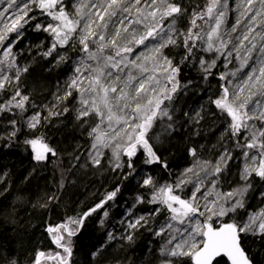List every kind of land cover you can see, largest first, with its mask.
I'll return each instance as SVG.
<instances>
[{
    "label": "snow or ice",
    "instance_id": "obj_1",
    "mask_svg": "<svg viewBox=\"0 0 264 264\" xmlns=\"http://www.w3.org/2000/svg\"><path fill=\"white\" fill-rule=\"evenodd\" d=\"M232 2L207 0L199 12L192 11L187 30L182 31L177 22L188 14V9L180 0H0L3 6L0 7V93L7 94L12 89L8 99L0 98V113L13 109L23 113L33 106L30 96L23 94L19 87L22 74L29 69L17 63L18 52L13 48L23 38L25 25L36 20L35 13L39 11L53 21L35 24L36 30L49 32L54 37L44 56H52L58 48L75 50L77 44L79 52L84 53L67 82L65 94L57 99L66 100L75 90L80 104L77 118L84 124L95 119V126L90 125L88 132L94 150L89 153V159L97 166L107 149L116 169L123 167L122 157L131 169L133 158L141 153L146 157L145 164L161 163L166 168L167 164L154 147L158 137L151 133L164 119L169 121L166 130L172 129L175 109L171 102L181 88L178 79L181 65L195 60L205 73L202 78L206 79L213 75L212 70L221 57L226 65L233 59L239 60L234 71L220 73L219 79L226 83L221 85L217 98L210 100L230 118L226 132L241 149L243 183L227 192L218 189L219 176L233 159L228 149L215 164L199 161L186 169L175 183L157 184L148 175L143 186L151 188V195L147 201L143 196L137 197L136 203L157 207L147 215L128 220L127 228L139 230L156 216L166 214L165 222L153 231L164 241L159 249L160 264H180L184 258L191 264H225V261L253 264L244 241L249 236L264 239V209L249 213L246 219L236 218L237 211L245 208L251 178L255 175L264 180V0H239L235 4L238 15L229 28L225 26ZM141 46L143 51L138 52ZM171 48L183 51L176 63L173 57L165 55L164 50ZM202 53H213L215 58L205 59ZM57 57V63L66 60L58 52ZM230 77L237 78L235 84ZM230 84H233L231 88ZM60 114L49 111V116ZM40 120L41 114L37 112L27 127L36 129ZM16 123V120L9 121L11 131L7 134L6 146L19 131ZM25 144L37 162L47 161L49 155H58L43 136L28 139ZM190 152L196 155L195 148ZM189 184L193 186L191 195H182ZM118 192L119 188L108 193L77 217L48 226L46 231L60 251H37L31 264L46 261L72 264V237L93 213L103 210L102 216L107 218L105 205ZM47 199L53 201L58 197ZM39 206L47 207V203ZM224 217H229V221L221 222ZM133 236L134 232H130L124 239L132 241ZM114 239L109 233L108 240ZM106 246L101 245L92 253L93 257L103 255ZM0 264L21 262L0 253Z\"/></svg>",
    "mask_w": 264,
    "mask_h": 264
},
{
    "label": "trees",
    "instance_id": "obj_2",
    "mask_svg": "<svg viewBox=\"0 0 264 264\" xmlns=\"http://www.w3.org/2000/svg\"><path fill=\"white\" fill-rule=\"evenodd\" d=\"M180 2L188 9V14L177 22V27L186 31L192 11L199 12L207 0ZM230 7H233L232 3ZM237 15L238 12L232 9L225 27L230 28ZM31 23L25 27L26 36L40 37L41 34L43 49L38 54L31 52L26 58L23 56L20 59L28 66L29 71L21 76L19 87L23 94L30 96L33 106L23 113L19 109L0 113V125L6 122L8 128L2 132L0 126V253L5 257L18 259L22 264L27 254L32 260L37 251H59L51 234L46 232V237L44 230L86 212L108 193L119 188L116 198L105 205L108 217L102 216L103 210L93 213L84 221L78 234L72 237V264H160L159 249L164 241L155 236L153 231L165 222L166 214L156 216L144 228L131 230L130 232H134L132 241L123 238L125 235L120 234L116 222L122 219L128 209H132L131 215L140 216L147 215L157 207L148 203H136L137 197L143 196L147 201L151 195V188L144 187L143 180L135 181L136 173L141 167L148 169L157 184L175 183L186 169L199 161H211L215 164L221 153L228 149L233 159L220 174L218 189L227 192L243 183L240 178L244 162L241 149L236 147L234 138L226 132L230 118L222 114L210 100L217 98L221 85L226 83L219 79L220 73L235 70L239 60L233 59L231 64L226 65L225 59L221 57L217 61V67L212 70L213 75L206 79L202 78L205 73L195 60L181 65L178 77L181 88L171 102V107L175 109L172 129L166 130L169 121L164 119L151 133L158 137L154 147L161 160L167 164L166 168L161 163L145 164L146 157L141 153L133 158L131 169L123 157V167L116 169L107 149L101 164L97 166L89 159V153L93 151V139L88 132L90 125L95 126V119H89V123L84 124L77 118L80 104L75 90L68 99H57L65 94V82L73 64L84 53L79 52L80 45L77 44L75 50L58 48L52 56H44L54 42V37L34 30V22ZM19 43L21 46H17V49L31 51V41L22 40ZM137 51H143V46ZM57 52L66 56L64 62L57 63ZM164 52L173 57L174 63L183 55L179 48L165 49ZM202 54L205 59L215 58L213 53ZM11 92L12 89L9 88L7 94L0 93V98L8 99ZM65 108L68 111H64ZM50 110L61 114L49 116ZM37 112L41 114L40 124L36 129L27 127V122ZM197 113L200 114L199 117ZM44 117L48 119L45 120ZM11 120L17 121L16 128L19 131L6 146ZM38 136H43L58 155H49L47 161H35L34 153L25 141ZM193 148L196 149L195 156L190 152ZM250 183L252 187L245 197V208L236 213V218L240 220L246 219L249 213L264 202V195H261L264 192V180L254 175ZM192 189L193 186L189 184L181 194L191 195ZM49 196H56L58 199L49 201ZM44 200L47 207H40ZM228 221L229 217H224L221 222ZM109 233L116 239L109 241ZM105 244L107 246L103 255L93 257L92 253ZM244 245L253 264H264V239L249 236ZM31 260L26 264H31ZM180 264H191V261L184 258ZM225 264L228 263L225 261Z\"/></svg>",
    "mask_w": 264,
    "mask_h": 264
},
{
    "label": "rangeland",
    "instance_id": "obj_3",
    "mask_svg": "<svg viewBox=\"0 0 264 264\" xmlns=\"http://www.w3.org/2000/svg\"><path fill=\"white\" fill-rule=\"evenodd\" d=\"M236 3H239V0H233V2H232V5H233V7H232V9H234L235 11H236V9H235V4ZM0 7H3V6H0ZM237 12V11H236ZM35 15H36V17H37V19L36 20H33L32 22H34V24H33V29L35 30V24L36 23H42V24H47V23H50V22H53V21H51V19L49 18V17H47L46 15H43V16H41V13L40 12H38V13H35ZM30 24H32V23H30ZM29 25V24H28ZM25 27H26V25H25ZM25 27H24V29H23V38L19 41V42H21L22 40H26V42H30L31 41V43H30V45H31V51L30 52H26V51H21V48L20 49H17L16 47L17 46H21L20 45V43L18 44H16V46L13 48V51L14 52H18V57H17V63L19 64V65H21V66H27L25 63H23V62H21V60L20 59H23V56H24V58H26L27 56H28V54H30L31 52H33L34 54H38V53H40L41 52V50L43 49V46H42V44H43V36L40 34V37H36V36H26V31H25ZM40 32L42 33V34H45V35H47V34H50L49 32H44L43 30H40ZM12 35H13V37H12ZM233 35H235V34H233ZM11 38H15V34L13 33V34H11ZM33 40V41H32ZM242 54V53H241ZM235 55V54H234ZM77 61L78 60H75V63L73 64V67H72V71H71V73H70V75L68 76V78H67V80H66V82H65V84H66V86H67V82L70 80V78L73 76V74H74V67L76 66V63H77ZM28 67V66H27ZM232 71H234V70H231L230 72H232ZM245 71H247V69H245ZM25 73H23L22 75H24ZM231 79H232V81H233V84H235V82H236V79L237 78H233V77H230ZM233 84H230V85H228L229 86V88H231L232 86H233ZM76 92V91H75ZM1 128H2V132L3 131H7V126H6V122H2L1 123ZM93 150V149H92ZM94 151V150H93ZM105 151V150H104ZM107 154L108 155H111L110 154V152H107ZM111 157H112V155H111ZM148 175H150V173H149V171H148V169H142V170H138V172L136 173V179H135V181L136 182H138V181H140V180H144ZM43 203H46V201L44 200V201H42V204ZM260 209H264V202H263V204L261 205V206H259L256 210H254L253 212H256V211H258V210H260ZM131 211H132V209H128L126 212H125V214H124V216L122 217V219H119L116 223H117V226H118V230H120V234L121 235H128L129 234V232L131 231V229H128L127 228V221L128 220H131V219H134L135 217H137V216H139L138 214L137 215H131ZM252 212V213H253ZM55 222V221H54ZM54 227V226H53ZM113 228V227H112ZM122 231V232H121ZM44 232H45V234H46V237L48 236L47 235V231L46 230H44ZM120 234L118 235L119 236V238H120ZM124 236V237H125ZM45 237V239H47ZM123 237V238H124ZM60 251V250H59ZM24 257H26V258H24L25 259V261L24 262H22V264H26V263H28V262H30V256H29V254H27V255H25ZM159 258H160V255H159ZM32 261V260H31ZM47 262H50V261H47ZM51 264H52V262H50ZM43 264H48V263H46V262H43Z\"/></svg>",
    "mask_w": 264,
    "mask_h": 264
},
{
    "label": "water",
    "instance_id": "obj_4",
    "mask_svg": "<svg viewBox=\"0 0 264 264\" xmlns=\"http://www.w3.org/2000/svg\"><path fill=\"white\" fill-rule=\"evenodd\" d=\"M156 164H158V163H155L154 165H156ZM227 262V261H226ZM228 264H230V262H227Z\"/></svg>",
    "mask_w": 264,
    "mask_h": 264
},
{
    "label": "bare ground",
    "instance_id": "obj_5",
    "mask_svg": "<svg viewBox=\"0 0 264 264\" xmlns=\"http://www.w3.org/2000/svg\"><path fill=\"white\" fill-rule=\"evenodd\" d=\"M142 169H143V168L141 167V168L139 169V171L142 170Z\"/></svg>",
    "mask_w": 264,
    "mask_h": 264
}]
</instances>
